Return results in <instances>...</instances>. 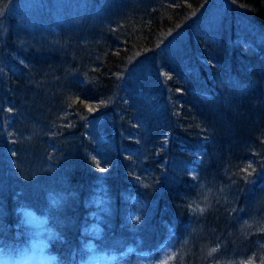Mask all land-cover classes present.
Listing matches in <instances>:
<instances>
[{"label":"trees","instance_id":"16d2710c","mask_svg":"<svg viewBox=\"0 0 264 264\" xmlns=\"http://www.w3.org/2000/svg\"><path fill=\"white\" fill-rule=\"evenodd\" d=\"M43 1L49 8L33 16L32 26H18L12 22L17 14L10 4L14 2L0 0V245L15 246L22 241L24 229L16 211L18 200L40 207L47 196L44 191L59 187L60 195L65 196L51 207L42 235L58 261L70 263L84 212L82 199L94 179H98V172L88 159L89 146L83 135L87 115L92 114L81 100L93 98L103 101L102 105L106 101L113 105L129 94L134 99L149 101L141 103L145 115L142 112L140 117L148 119L143 132L148 138H159L148 147L146 156V163L154 172L138 189L137 213L145 220L140 224L139 234L157 243L166 233L162 226L167 224L170 232L164 246L168 253L181 254L173 260L171 257L161 260L159 247L150 246L145 249L151 253L140 256L134 251L145 246L128 236L132 250L126 256V264H154L156 259L157 264H252L250 255L260 250L258 240L264 239V230L252 227L244 233L246 226H241L238 210L255 213L254 221L264 224V51H246L235 42L241 34L232 20L218 28L224 49L218 50L209 62L200 60L194 45L198 34L189 29V24L193 16L201 13L207 0H177L147 11L141 19H125L110 30L115 36L113 44L108 42V27L100 22L93 27L101 35L105 32L101 41L91 40L81 47L76 40L69 44V38V43L61 44L63 35L56 40L47 34L57 19L45 17V11L54 10V2ZM78 1L85 6L80 7V12L83 10L86 15L85 0ZM224 3L231 14L237 11L243 15L241 25L250 29L251 34L264 35V0H224ZM69 4L63 3L64 15L75 9V5ZM39 5L40 2L36 3V10ZM8 6L13 9H7ZM33 25L46 37L34 35ZM14 30L22 35L17 45ZM11 42L17 47L13 45L10 50L17 48L20 52L17 58L7 54ZM177 43L178 47L171 50L170 44ZM163 46L166 52L161 54ZM185 51L191 59L186 67L181 64ZM151 54L163 60L162 72H156L158 67L150 64L135 65ZM20 59L32 65L30 74L21 70L24 65ZM57 59L60 68L55 65L50 73H42L38 78L34 70ZM6 62L13 69L7 68ZM70 70L82 73L88 94L82 92L74 97L64 93L65 73ZM152 81H156L155 86ZM33 87L40 101L36 112L30 109V100L25 101ZM10 107L26 110L36 123L48 125L50 133L41 126L39 132L20 140L7 139V131L11 129L7 117ZM119 107L122 106L115 108ZM118 124L114 114L110 132L116 141H125L117 132ZM16 125L34 128L22 118ZM162 133L166 135L164 138ZM136 139L135 136L132 140ZM13 145L18 147L17 152ZM196 145L206 152L199 150L197 161L191 152L197 150L193 149ZM156 155L160 156L158 168L153 165ZM113 157L115 163L105 183L118 193L130 185V179L118 152ZM38 167H42L40 182L31 176L38 173ZM146 225L156 228L148 233ZM133 255L138 259H133Z\"/></svg>","mask_w":264,"mask_h":264},{"label":"rangeland","instance_id":"374dc122","mask_svg":"<svg viewBox=\"0 0 264 264\" xmlns=\"http://www.w3.org/2000/svg\"><path fill=\"white\" fill-rule=\"evenodd\" d=\"M11 1H13L14 4H10L14 5V10L17 11L16 15L13 14L15 16V20L12 22L18 26H22L24 24L27 26L30 24V26H32L30 20L33 18V16H36L35 14H38V11H42L43 8H49L47 7L48 5L46 6L45 3L43 4V0ZM60 1L61 0H52V4L54 2L52 8L55 9L51 11H45L47 12L45 17L56 16L57 19L49 28L50 32L47 33L49 34L48 37H53L57 40V38L63 35L61 44L70 41L69 38H71L70 43L68 42L69 44L72 45V43H74L76 40L78 46L86 47L88 42L91 40L94 42L101 41V37L105 34L104 32L101 35V32L93 27L95 24L98 26V22H100L102 26L108 27V42L109 44H113L116 43L115 36L111 34L110 30L113 29L115 25L123 22L125 19H141L144 17L147 11L162 4H173L177 0H98L97 2L96 0H89V3L85 0V12L88 9V13L86 15L85 13L82 14L83 10L80 12V7L85 6L78 0H62L63 3L65 1H69V5H75V9L71 10L70 14L64 15L62 12L63 3L61 4ZM38 2H40V5L38 10H36L35 5ZM7 9L13 8L12 6H8ZM199 12L201 13L193 16V19L189 24V29L192 30L194 34H198V36L195 38L194 45L196 46V54L199 56L200 60L209 62L210 59H213L216 56L218 50L224 49V43L222 44L220 36L218 37V28L232 20L234 25H236V30L241 34V36L243 35L244 37L241 38L240 36V38L236 39L235 42H238L241 46H243L242 48L246 51L247 49L264 51V35L261 36L254 33L251 34V32H249L250 29L241 25L244 21L243 15L241 16L239 13H235L237 11L233 12L232 14L228 12L224 0H207L205 3L203 2L202 10ZM8 13L10 14L9 11ZM95 14L96 17L94 18ZM93 19L95 21L94 24ZM35 27L36 26L33 25L32 32L34 35L39 33L46 37L45 33L41 32L40 30H36L37 27ZM186 32L188 34V27H186ZM13 33L14 39L16 40V45L21 43L20 41L22 38L20 37H22V35H20L17 30H14ZM187 34L185 36L186 38ZM178 43L175 45L170 44L171 50H173L174 47H178ZM13 45L14 44L11 42L7 54L10 56V58H17L20 55V52H18L17 48H12L10 50ZM16 45L14 46L17 47ZM165 52V46H163L161 54H164ZM94 53L95 51L92 53V55ZM153 55L154 54L147 56L145 59L139 61L135 65L142 66L150 64L158 67L156 72H162L160 68L163 66V60L161 61L158 59V56ZM65 57L68 59L67 55ZM59 60H53L50 62V64L47 62L45 67H41L40 70L36 69L34 72L38 78H40L42 73H50V68H55V65L59 69L61 66L59 65ZM190 60L191 59L188 51H185L182 56L181 64L186 67ZM19 62L21 64L23 63L24 65L21 70L25 69L27 73L30 74L32 65L27 63L25 59H20ZM6 64L7 68L13 69L11 63L6 62ZM14 64L15 63H13V65ZM26 66H28V68H26ZM16 71L20 72V69H17ZM154 82L156 81H152V84L155 86L156 83ZM64 84H66L64 93L68 94L67 96L74 95L75 97L76 95H81L82 92L88 94L86 93L88 91V87L83 80L81 72L76 70H70L69 72H66ZM120 94L123 97V93ZM28 95L29 96L28 98L26 97L25 101L30 100V109L34 112L38 111L40 108V101L37 89L33 87L29 91ZM142 97H146V95ZM149 97L150 95H148L147 99H149ZM81 102L84 104V108L92 114L87 115L88 121H86L85 125L83 123V135L85 136L84 138L88 143L87 146H89L87 151L88 159L92 161L94 169L98 172V179H94L92 187L87 189V194H85V197L82 201V212L84 211V215L78 227V242H76V244L72 247L76 264H126V256L129 255L128 252L130 251L131 247L128 243H126V237L124 236V233L128 234L131 238L135 237L136 240L140 242V244L145 246L141 247L140 250H135V254H140L141 256L146 252L145 248H151L150 246H155V248L159 247V256H161V260H167L169 257H171L170 260H173L172 258L177 257L181 254V252L176 255L173 252H167L166 246H164V244H166V238H168L169 235L168 232H170L168 231L169 227L167 224L162 226L165 228L164 230L166 233L162 234V237L159 239V241H157V243L151 241V238L145 240L143 238V234H139L140 224H144L145 220L143 217H139V214L137 213V208L139 207L140 202L138 189L148 182L150 174H153L154 172L151 170L152 166L147 165L146 156L148 152L147 150L149 149L148 147L154 144L153 142L156 140H159L158 137L148 138L147 134L143 132L147 126L148 119H146L144 116V120L141 118L142 112H145L142 110L143 104L141 103L146 102L148 104L149 101L134 99L132 96L130 97L129 94H126L123 99L118 101L119 103L116 102L113 105L111 103L109 104L108 101L102 105L103 101L101 103L99 99H90L85 97H83ZM2 104L3 109L5 110L7 107L6 101L4 100ZM42 106L43 105H41V107ZM89 106H91L93 110L90 111ZM118 106L122 107L115 108ZM110 112L112 113L111 115L109 114ZM114 114H116L119 121L117 132L119 133L120 137H124L127 141H116L114 133L110 132V128L112 127V117ZM143 115H145V113ZM29 116L33 117L32 115L28 114L26 110L18 111L10 107L7 117L11 129L7 131V139L11 138V140H20L22 137L39 132L42 127L46 133H50L48 125L44 127L42 126V123H36V120H32ZM19 118H22V120L24 119V121L26 120L30 126L34 125V128L30 129V127L27 128L25 126V128H21V126L17 127L16 122L19 120ZM135 136L137 139L132 140ZM165 136L166 135L164 133L161 134V138H164ZM13 146L16 149V151H14L17 152L18 147L16 145ZM193 149L198 150L191 151L194 152L192 157L195 161L199 160L200 158L198 156L199 150L204 154L206 153L200 145H196ZM116 152H118V154L121 156L122 166H125V172H129L128 176L130 179V185L128 187H124L118 193H114L113 190L111 191L107 183H105L106 175L110 171L112 164L115 163L113 153L116 154ZM196 153L197 156L194 155ZM157 164V162L153 163L155 168H158ZM33 167L34 166H32V168ZM41 168L42 167H38V173H33L31 175L33 179L37 180L38 182L41 181ZM146 177H148V179H146ZM44 194V196H47L42 201L43 203L40 207H34L32 204L30 205L25 203L26 201L24 200L17 199L18 204H16V207H18V218L23 224L24 235L22 237V241H20L15 247L10 245H0V264H59V262L55 259L54 254L49 252L47 249L48 243L42 236V231L44 229L46 218L51 207L54 205V202H59L65 195H60L61 192L59 187H51L48 191H44ZM18 196L19 195H17V197ZM238 211L241 212L242 210ZM240 212L238 215L241 218V226H243L242 224L246 226V231H244V233H248L247 231H249L252 227L255 230H264V224L258 223L259 221H254V219L257 218H252V215L255 213H252L251 215L249 212ZM115 219L120 220L121 223L117 224ZM186 221L189 222L188 219ZM255 224H258L259 227ZM122 225H124L123 235L120 236V233H114V241L111 243L102 239L108 230L111 228L113 229L115 226H117L119 230V227ZM186 225L187 224H184L183 226L186 227ZM155 228V226L151 225H146L144 227L148 233H150ZM19 230H21V228ZM154 235L155 234H153L151 237ZM169 238V240L172 239L170 236ZM258 242H260L259 245L261 248L256 252L254 251L250 255V261L252 264H264V239L261 238L258 240ZM117 249L120 252L119 254L116 253ZM149 253L151 252H146L144 256H148ZM136 258L138 259L136 255H133V259L137 260ZM150 258H153V256ZM170 260H168V262ZM158 262V259L154 260V264H157ZM148 263L152 264L151 262ZM228 264L235 263L230 262Z\"/></svg>","mask_w":264,"mask_h":264},{"label":"bare ground","instance_id":"6f19581e","mask_svg":"<svg viewBox=\"0 0 264 264\" xmlns=\"http://www.w3.org/2000/svg\"><path fill=\"white\" fill-rule=\"evenodd\" d=\"M251 136V135H250ZM249 139V138H248ZM253 141V140H252ZM254 144V143H253ZM158 158H160V156L159 155H156L155 156V162H157L158 163V165H160V160H158ZM79 232V231H78ZM78 235H79V233H78ZM78 235H77V237H76V242H78ZM76 242L72 245V247L76 244Z\"/></svg>","mask_w":264,"mask_h":264},{"label":"snow or ice","instance_id":"6c2138e0","mask_svg":"<svg viewBox=\"0 0 264 264\" xmlns=\"http://www.w3.org/2000/svg\"><path fill=\"white\" fill-rule=\"evenodd\" d=\"M89 110H90V111L93 110V109L91 108V106H89Z\"/></svg>","mask_w":264,"mask_h":264}]
</instances>
